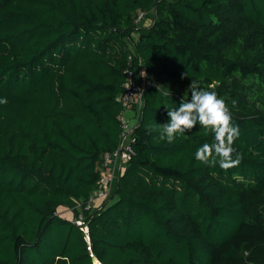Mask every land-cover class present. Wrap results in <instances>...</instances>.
<instances>
[{
    "label": "trees",
    "instance_id": "1",
    "mask_svg": "<svg viewBox=\"0 0 264 264\" xmlns=\"http://www.w3.org/2000/svg\"><path fill=\"white\" fill-rule=\"evenodd\" d=\"M134 67V156L85 211ZM193 84L239 126L229 168L194 158L199 127L159 138ZM0 98V264H93L77 206L100 264H264V0H0Z\"/></svg>",
    "mask_w": 264,
    "mask_h": 264
},
{
    "label": "clouds",
    "instance_id": "2",
    "mask_svg": "<svg viewBox=\"0 0 264 264\" xmlns=\"http://www.w3.org/2000/svg\"><path fill=\"white\" fill-rule=\"evenodd\" d=\"M184 74H182L183 77ZM6 98H0V104L6 103ZM236 101L232 100L235 106ZM167 122L161 124V140L172 143L181 135H186L194 127H199L205 134L211 133L212 143L200 145L194 158L201 164L220 168H229L239 162V157L233 158L234 141L240 136V129L232 119L231 112L224 98L214 90H206L191 86L190 98L181 101L179 106L165 107Z\"/></svg>",
    "mask_w": 264,
    "mask_h": 264
},
{
    "label": "built area",
    "instance_id": "3",
    "mask_svg": "<svg viewBox=\"0 0 264 264\" xmlns=\"http://www.w3.org/2000/svg\"><path fill=\"white\" fill-rule=\"evenodd\" d=\"M144 13H139L137 23L142 20ZM124 82L122 85V92L116 96V102L121 105L123 112L118 116L120 124V134L118 146L111 153L103 155V166L100 177L96 183V187L90 195L85 211H92L101 206L110 195L111 185L117 180L119 172L134 156L132 145L135 142L133 131L137 126L138 113L142 104V95L145 89L150 85L145 78L144 72L141 68H131L124 70ZM77 206V205H75ZM79 211V215L74 219V223L80 228L84 234L86 242V251L89 256L93 258L90 239L88 235V228L84 225V219L80 208L75 207Z\"/></svg>",
    "mask_w": 264,
    "mask_h": 264
},
{
    "label": "rangeland",
    "instance_id": "4",
    "mask_svg": "<svg viewBox=\"0 0 264 264\" xmlns=\"http://www.w3.org/2000/svg\"><path fill=\"white\" fill-rule=\"evenodd\" d=\"M153 20V13H144V16L142 18L141 21H139V27H146V25H149ZM67 213V214H66ZM61 215H63V217H67V218H72V213L71 211H64V212H60ZM68 215V216H67Z\"/></svg>",
    "mask_w": 264,
    "mask_h": 264
},
{
    "label": "crops",
    "instance_id": "5",
    "mask_svg": "<svg viewBox=\"0 0 264 264\" xmlns=\"http://www.w3.org/2000/svg\"><path fill=\"white\" fill-rule=\"evenodd\" d=\"M152 23V22H151ZM151 23L149 25H146V27L150 26ZM139 25V24H138ZM116 181V180H115ZM115 181L114 183L111 185V192L114 191V188H115ZM73 206H75V204H73ZM67 214V213H66Z\"/></svg>",
    "mask_w": 264,
    "mask_h": 264
},
{
    "label": "water",
    "instance_id": "6",
    "mask_svg": "<svg viewBox=\"0 0 264 264\" xmlns=\"http://www.w3.org/2000/svg\"><path fill=\"white\" fill-rule=\"evenodd\" d=\"M92 263L93 264H100L95 258H92Z\"/></svg>",
    "mask_w": 264,
    "mask_h": 264
}]
</instances>
